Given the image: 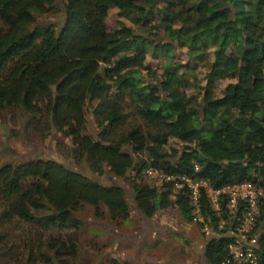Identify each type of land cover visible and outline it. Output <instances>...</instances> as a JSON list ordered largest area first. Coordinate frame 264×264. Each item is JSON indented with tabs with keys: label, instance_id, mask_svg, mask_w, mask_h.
Wrapping results in <instances>:
<instances>
[{
	"label": "trees",
	"instance_id": "1",
	"mask_svg": "<svg viewBox=\"0 0 264 264\" xmlns=\"http://www.w3.org/2000/svg\"><path fill=\"white\" fill-rule=\"evenodd\" d=\"M112 7L133 27L121 20L110 31ZM60 12L61 23L38 24L39 16ZM162 31L169 42L148 37ZM185 47L196 53V64L208 67L202 99L184 91L173 64L174 53ZM160 56L167 58L163 73L146 82V61ZM236 71L237 80L216 97L218 83ZM5 111L27 118L25 134L33 129L47 137L56 130L70 137L73 158L100 176L106 167L127 176L150 165L213 188L248 181L264 188V0H0V114ZM90 116L102 129L97 138L86 132ZM171 139L180 147L169 151ZM145 152L148 163L137 161ZM164 181L162 187L132 182L138 210L153 218L176 206L188 221L197 217L191 189L175 193L176 181ZM228 200L220 216L201 188L200 214L222 234L207 242L208 264L230 257L231 237L222 233L230 229H219L220 221L234 213L242 218L248 207L240 202L232 213ZM0 201L4 220L18 218L42 231L78 227L76 213L84 205L102 218L106 208L117 225L132 216L124 187L100 184L50 158L2 165ZM259 204L251 234L258 264H264V197ZM66 237L30 245L28 262L51 260L50 251L77 256L76 236Z\"/></svg>",
	"mask_w": 264,
	"mask_h": 264
},
{
	"label": "rangeland",
	"instance_id": "2",
	"mask_svg": "<svg viewBox=\"0 0 264 264\" xmlns=\"http://www.w3.org/2000/svg\"><path fill=\"white\" fill-rule=\"evenodd\" d=\"M58 1L61 3V0ZM62 18L61 12L42 15L39 16L38 24L61 23ZM121 20L126 21L128 25H133L130 20L120 14L117 7H112L106 20L108 29L115 31ZM148 37L157 38L159 43L170 41L164 31L157 36ZM195 59L196 53L186 47L180 48L174 53L173 64L182 75L184 91L202 99L205 93L204 87L207 84L208 67L206 63L196 64ZM166 60L165 56L156 59L149 57L145 68L142 69L143 79L146 82H152L160 78L163 73L162 65ZM194 62L193 68L190 69L188 66ZM151 71H156V74ZM238 75L236 71L228 80L219 82L215 96H223L226 87L235 82ZM98 102V100L89 102L88 105L96 107ZM42 107L43 105L40 106ZM235 112L239 114V111ZM16 117L17 115L8 111L0 114V167L6 163L28 162L38 158L57 160L69 168L87 174L100 184L124 187L132 207V216L126 223L117 225L112 221L106 208H104L106 215L102 218L96 216L94 207L84 205L76 213L82 223L78 227L61 231H42L18 218L4 220L6 206L3 201H0V264H150L148 261L155 260V257L157 261L163 260L165 264H208L204 256L205 247L210 239L220 234L218 229L211 225L210 232L207 233L206 220L194 218L188 221L176 206L157 212L153 218L145 217L138 210L134 201L132 182L154 187H162L165 182L158 176L150 177L146 173L150 165L144 167L141 174L134 172L127 176L122 175L117 167H106V172L100 176L91 170L86 161L78 163L73 158L71 149L74 145L70 137L56 130H52L47 137L33 129L25 134L22 131L27 118ZM91 121L90 116L86 132L94 134L97 138L102 129ZM173 147H180L177 139H171L166 149L171 151ZM136 160L148 163V152L137 154ZM178 190L179 188L175 186L174 192ZM71 233L78 240L80 251L77 256L63 253L61 257H57L50 251L51 260L43 261L36 258L37 260L28 262L30 245H37L40 239L50 240L57 235L61 239L67 238L66 236ZM222 233L229 237L227 232ZM37 249L35 246L34 252H37Z\"/></svg>",
	"mask_w": 264,
	"mask_h": 264
},
{
	"label": "built area",
	"instance_id": "3",
	"mask_svg": "<svg viewBox=\"0 0 264 264\" xmlns=\"http://www.w3.org/2000/svg\"><path fill=\"white\" fill-rule=\"evenodd\" d=\"M200 167L196 166V171H199ZM146 173L153 177H160L166 181H176V187L179 189L188 186L191 193V201L195 206L194 212L197 215L195 220L204 221L205 219L201 216V188L207 189V195L211 202L214 210L222 216L223 214V202L224 199H229L227 206L231 209L232 213L238 210L240 202H244L248 205L247 210L242 218L236 217L235 213L233 218H223L219 223V229L226 230L230 229L229 237L231 242L229 244L230 257L226 264H258L259 256L256 253V247L258 245L257 237L251 234L254 225L256 224L257 217L260 213V198L264 197V188L254 184L253 182H245L242 184H235L224 186L221 188L211 187L207 181L198 180L188 176H176L169 175L160 172L154 166H150ZM237 218V219H236ZM210 222L205 223V231L210 232Z\"/></svg>",
	"mask_w": 264,
	"mask_h": 264
},
{
	"label": "crops",
	"instance_id": "4",
	"mask_svg": "<svg viewBox=\"0 0 264 264\" xmlns=\"http://www.w3.org/2000/svg\"><path fill=\"white\" fill-rule=\"evenodd\" d=\"M175 207V206H174ZM205 249H206V247H205ZM205 256V255H204ZM148 262H150V264H165L164 263V261L162 260V261H157V258L155 257V260H152V259H150Z\"/></svg>",
	"mask_w": 264,
	"mask_h": 264
}]
</instances>
